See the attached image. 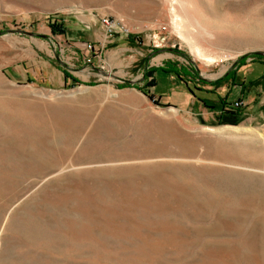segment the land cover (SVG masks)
<instances>
[{
  "label": "rangeland",
  "instance_id": "rangeland-1",
  "mask_svg": "<svg viewBox=\"0 0 264 264\" xmlns=\"http://www.w3.org/2000/svg\"><path fill=\"white\" fill-rule=\"evenodd\" d=\"M0 32V264H264V82L236 126L151 86L170 63L223 81L264 62V0H0Z\"/></svg>",
  "mask_w": 264,
  "mask_h": 264
},
{
  "label": "crops",
  "instance_id": "crops-1",
  "mask_svg": "<svg viewBox=\"0 0 264 264\" xmlns=\"http://www.w3.org/2000/svg\"><path fill=\"white\" fill-rule=\"evenodd\" d=\"M83 37V35H81ZM74 44L81 43L86 45L85 41H75ZM82 52V51H81ZM83 53V52H82ZM97 60L92 58L90 63L93 68H97ZM46 63V62H45ZM259 65L261 67H253ZM264 62L253 61L251 63L245 62L238 66H233L229 71L227 78L223 81L216 79L215 81H208L198 78L196 76H185L184 81L174 74H167L164 72L155 80V86L159 87V81L167 84V91L160 95L164 100L166 106L178 107L185 111L195 113L196 116L205 117L206 115H214L220 118L224 112L228 111L229 106L239 98H243L248 103V106L241 110L243 115L251 117L261 116V87L264 82ZM38 75L45 83H56L66 85L69 81H74L78 78L75 74L71 75L72 79L66 78L65 71L60 67H55L51 63L44 64L38 62L36 64ZM187 73H191L189 69H185ZM9 76L16 81H32L33 70L30 68L11 67L7 70ZM219 81L218 84H215Z\"/></svg>",
  "mask_w": 264,
  "mask_h": 264
},
{
  "label": "trees",
  "instance_id": "trees-1",
  "mask_svg": "<svg viewBox=\"0 0 264 264\" xmlns=\"http://www.w3.org/2000/svg\"><path fill=\"white\" fill-rule=\"evenodd\" d=\"M49 26L53 29V32H56L58 31L59 29L56 27V25L52 22V18L49 17ZM58 32H61V33H64L66 34L65 30H59ZM256 59H264V57H261V56H254ZM246 60V59H245ZM164 72V73H167V74H174L176 75L178 78L182 79L184 81V77L185 76H191L192 73H187V71H185V69L183 67H178V65H175V64H166L164 65V67L162 68H159L157 69L156 71L154 72ZM193 76H196L198 78L199 77V73L196 71H193ZM65 75H66V78L68 79H72L71 75L68 73V72H65ZM76 81V79L74 80ZM219 81H217L215 84H218ZM127 86L130 87V85L128 84ZM151 86H155V85H151ZM126 87V86H125ZM123 87V88H125ZM135 87V86H133ZM137 88V87H136ZM143 90V89H142ZM143 92L147 95H149L148 92H146L145 90H143ZM158 104V103H156ZM243 116V112L240 110V111H226L224 112V114L220 117L219 119V124L222 125H238L239 124V121H240V118Z\"/></svg>",
  "mask_w": 264,
  "mask_h": 264
},
{
  "label": "built area",
  "instance_id": "built-area-1",
  "mask_svg": "<svg viewBox=\"0 0 264 264\" xmlns=\"http://www.w3.org/2000/svg\"><path fill=\"white\" fill-rule=\"evenodd\" d=\"M98 23L101 28V34L105 40H109L117 34H124L126 36L131 35L130 29L126 28L123 24L119 23L117 20L112 19L111 17L101 16L98 17ZM89 29L91 27H88ZM87 47L90 50H94L93 46L88 44ZM87 62L91 63L92 58L88 59ZM153 102L156 104L157 99H153ZM248 106V103L245 99L239 98L234 101L228 108V111H240L245 109Z\"/></svg>",
  "mask_w": 264,
  "mask_h": 264
},
{
  "label": "water",
  "instance_id": "water-1",
  "mask_svg": "<svg viewBox=\"0 0 264 264\" xmlns=\"http://www.w3.org/2000/svg\"><path fill=\"white\" fill-rule=\"evenodd\" d=\"M7 32L12 33V32H14V31L8 30ZM3 34H4V32H0V36L3 35ZM24 34H25V35H30V36H32V34H31V33H28V32H24ZM41 37L45 38V36H41ZM254 55H255V56H261V57H264V53H263V52H255Z\"/></svg>",
  "mask_w": 264,
  "mask_h": 264
}]
</instances>
